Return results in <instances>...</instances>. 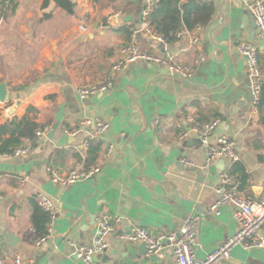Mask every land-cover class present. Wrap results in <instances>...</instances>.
Listing matches in <instances>:
<instances>
[{"label": "crops", "instance_id": "crops-1", "mask_svg": "<svg viewBox=\"0 0 264 264\" xmlns=\"http://www.w3.org/2000/svg\"><path fill=\"white\" fill-rule=\"evenodd\" d=\"M73 1L74 11L67 14L53 0L45 7L44 0H17L14 12L0 18V30L7 33L0 39V81L5 79L11 91L26 93L0 102V124L10 104L7 120L17 116L47 125L42 134L25 140L26 154L0 155V258L8 261L18 254L27 264H82L73 255L74 245L92 243L101 214L121 220L111 221L107 237L106 253L113 259L98 258V264L173 261L169 246L152 258L146 249L140 251L141 243L126 236L133 227L152 234L177 231L194 214L198 215L194 250L203 258L233 234L238 223L230 203L221 206L218 215L209 212L224 165L218 158L208 163L197 136L180 138L179 127L187 125V116L197 121L220 117L211 143L219 134L236 141V163L247 176L241 184L240 174H233L236 185L250 199L264 198V86L253 111L246 61L236 48L243 39L259 44L258 65L264 74V48L255 32L250 35L251 15L241 0H210L215 13L209 26L189 31L198 36L196 44L184 34L168 36L164 45L141 32L144 0ZM113 11H120L119 18L102 26ZM80 22L89 26L86 32L79 30ZM128 41L149 52L165 46L193 68L192 76L184 79L170 74L163 64L146 60L110 72L118 48ZM107 77L112 82L108 91L79 97L80 85ZM26 79L29 84L18 88ZM94 117L108 123L103 136L91 140L92 125L73 136L65 133ZM86 141L88 148L99 144L92 164L99 171L89 179L54 183L46 168L64 173L84 161ZM110 142L112 153L104 157ZM180 158L190 165L179 164ZM233 164L224 167L231 172ZM23 176L27 179L21 182ZM38 193L48 195L56 208L52 230L40 244L30 220V200ZM9 232L17 237L14 245ZM217 264H264V250L236 245Z\"/></svg>", "mask_w": 264, "mask_h": 264}, {"label": "built area", "instance_id": "built-area-1", "mask_svg": "<svg viewBox=\"0 0 264 264\" xmlns=\"http://www.w3.org/2000/svg\"><path fill=\"white\" fill-rule=\"evenodd\" d=\"M210 1V0H203ZM158 0H144L141 10V32L150 40L161 42L164 45L169 39L168 36L162 35L150 23L149 16L153 6ZM242 5L251 15L257 39L264 48V2L263 0H241ZM120 15V11H113L108 14L101 23L104 25L113 24ZM80 31L86 32L89 26L83 22L78 24ZM201 27H196L195 31H200ZM184 34L189 35L190 43L196 44L198 36L188 30H177L174 35L182 37ZM236 48L238 53L245 59L247 67V78L249 88L252 95V110H256L259 101L261 83L264 74L258 65L259 44L254 41L243 39L237 42ZM146 60L163 64L170 74H176L184 79L192 76L193 68L187 64L177 60L174 55L165 47L160 52H149L141 50L133 41L124 42L118 48V57L110 65V72L122 70L129 63ZM110 77L104 80L89 82L80 85L77 93L80 98L103 93L111 87ZM10 100V99H6ZM5 100V101H6ZM10 104L5 106L8 116L11 109ZM187 125L179 127V137H187L190 133H194L202 148L206 153V161L208 163L217 158H224L227 163H234L238 160L236 153V141L226 134H219L215 137V141L211 143V137L220 123V117H214L207 121H197L191 116H187ZM92 125L93 131L90 139H96L104 135L108 123L101 117L85 118L79 126L75 128L64 129L68 135H75L81 131L84 126ZM47 129L45 125L42 128L34 130L36 136L42 134ZM84 146L88 148L89 143L86 141ZM113 144L107 143L104 149V157H109L112 153ZM29 150V143L24 141L18 145L10 153H4V156L23 155ZM178 163L184 166L190 165L186 158H180ZM99 166H84V162H76L69 170L62 173L53 167H47L46 171L50 175V179L58 185H66L78 180L92 178L98 171ZM27 176H23L21 182H24ZM219 184L215 188L216 198L208 206L209 212L218 215L219 209L226 203H230L235 207V216L237 219V229L233 234L226 237L218 246L205 254L203 258H198L194 250L196 237V224L198 215L194 214L186 218L183 225L177 231L160 232L152 234L142 227H133L130 234L126 237L134 242L144 244L147 255H160L165 246H169L172 251L173 261L166 264H217L230 256L231 249L236 245H241L244 249H263L264 250V232L260 228L264 224V198L254 200L250 199L243 191L238 189L236 179L232 176L226 167L220 171ZM37 204L48 214L47 232L36 237V243L40 244L49 235L52 230L53 222L56 218V208L51 198L45 193H38L36 196ZM120 221L121 217H112L109 214H101L96 219L95 231L92 243L90 245L75 244L73 255L80 260L82 264H98V258L106 253L109 247L108 234L112 231L111 221ZM0 264H27L18 254H14L8 261L0 258ZM112 264H123L120 261H113ZM157 264V263H153Z\"/></svg>", "mask_w": 264, "mask_h": 264}, {"label": "trees", "instance_id": "trees-1", "mask_svg": "<svg viewBox=\"0 0 264 264\" xmlns=\"http://www.w3.org/2000/svg\"><path fill=\"white\" fill-rule=\"evenodd\" d=\"M53 1L67 14H72L76 5L73 0ZM48 2L49 0H44L43 6H47ZM17 5V0H0V18L6 19L9 14L14 12ZM214 13L215 5L212 1L158 0L151 10L149 20L151 25L162 35L172 36L177 30L190 31L196 27H208L214 17ZM125 34L129 35L130 31L126 30ZM29 82L26 79L25 84L18 88H25ZM263 86L264 79L261 83L260 92ZM28 110H34V108L29 106ZM44 125V123L36 122L32 118H18L17 116H13L11 120L5 118L0 124V155L12 152L15 147L22 144L25 140H32L34 138V130L42 128ZM6 132L10 133L9 136L2 137ZM98 153L99 144L90 145L83 161L84 166H93L92 164L95 162ZM233 165L230 174H240V182L243 184L247 177L243 168L237 166L236 162ZM30 201L32 207L31 224L36 235L40 236L47 232L48 214L41 209L36 199H31Z\"/></svg>", "mask_w": 264, "mask_h": 264}, {"label": "water", "instance_id": "water-1", "mask_svg": "<svg viewBox=\"0 0 264 264\" xmlns=\"http://www.w3.org/2000/svg\"><path fill=\"white\" fill-rule=\"evenodd\" d=\"M254 32H255V26H254V23L251 25V30H250V35L251 37L254 35ZM26 93L25 92H15V91H11L8 86H7V81L5 79H2L0 81V102H3L5 101L6 99H12V98H19V97H23L25 96ZM4 119L7 118V114L5 115V117H3ZM200 143V142H199ZM218 162L220 163H223V165L225 166V159L220 157L218 158ZM223 166V168H224ZM180 168L183 170L182 166H180ZM223 168H220V170H222ZM8 236L10 238V243L12 245L15 244L14 240L17 239L16 236H14L13 233L9 232L8 233ZM140 251L141 252H145V246L144 244H142L140 246ZM113 252H110V254H112ZM154 257V255L152 256V258ZM109 259H113L109 254L107 253H103L100 257H99V260L101 261H108Z\"/></svg>", "mask_w": 264, "mask_h": 264}, {"label": "rangeland", "instance_id": "rangeland-1", "mask_svg": "<svg viewBox=\"0 0 264 264\" xmlns=\"http://www.w3.org/2000/svg\"><path fill=\"white\" fill-rule=\"evenodd\" d=\"M5 32V30H0V39H3V38H5V36H6V34L4 33ZM7 37V36H6ZM9 37H12V34L9 36ZM184 63V62H183ZM45 126V125H44ZM47 126V125H46Z\"/></svg>", "mask_w": 264, "mask_h": 264}]
</instances>
